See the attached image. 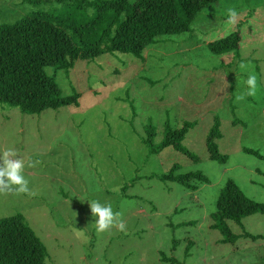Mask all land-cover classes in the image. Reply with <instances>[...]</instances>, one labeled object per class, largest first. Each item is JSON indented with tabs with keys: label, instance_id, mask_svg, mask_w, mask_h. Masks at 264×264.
Returning a JSON list of instances; mask_svg holds the SVG:
<instances>
[{
	"label": "rangeland",
	"instance_id": "374dc122",
	"mask_svg": "<svg viewBox=\"0 0 264 264\" xmlns=\"http://www.w3.org/2000/svg\"><path fill=\"white\" fill-rule=\"evenodd\" d=\"M49 4L0 0V23H11ZM235 8L237 22L228 24ZM237 29L236 50L212 53L207 43ZM130 54L103 53L77 60L67 71L46 66L62 95L77 91L76 106L20 112L0 103V152L15 148L25 159L24 175L35 195L0 194V217L20 213L46 251L44 264H264V212L236 224L232 242L210 227L209 213L225 180L264 204V0H216L203 7L188 30L159 35ZM249 74L255 96L241 101ZM136 110L132 124L126 100ZM216 119L217 149L224 162L209 160L205 137ZM146 120L157 143L171 127L193 121L181 145L147 154L140 139ZM39 161L28 167L27 161ZM199 170L207 178L188 189L156 175ZM111 203L126 231L98 232L89 202Z\"/></svg>",
	"mask_w": 264,
	"mask_h": 264
},
{
	"label": "trees",
	"instance_id": "16d2710c",
	"mask_svg": "<svg viewBox=\"0 0 264 264\" xmlns=\"http://www.w3.org/2000/svg\"><path fill=\"white\" fill-rule=\"evenodd\" d=\"M32 4H49L46 10L35 9L11 23H0V103L16 107L26 114H37L44 109L64 105L76 106L79 93L62 95L54 74L44 71H67L77 60L87 62L103 53L130 54L142 59V50L155 43L159 35H171L188 30L194 16L216 0H29ZM240 40L237 29L207 43L212 53L236 50ZM132 124L136 116L133 100L125 99ZM193 121H183L171 127L166 120L162 137L154 143L155 127L146 120L140 141L147 154L157 153L171 146L191 160L197 157L181 145V140ZM214 119L205 137L207 158L224 162L226 157L217 149L219 137ZM244 152L264 158L257 151ZM175 165L156 175L160 180L179 183L195 189V183L207 178L199 170L175 173ZM255 212H264V204L242 193L227 179L220 186L214 210L208 215L210 227L222 235L221 241L232 242V233L226 221L240 223V219ZM250 238L264 235H249ZM44 246L20 213L0 217V264H44Z\"/></svg>",
	"mask_w": 264,
	"mask_h": 264
},
{
	"label": "clouds",
	"instance_id": "9594fccd",
	"mask_svg": "<svg viewBox=\"0 0 264 264\" xmlns=\"http://www.w3.org/2000/svg\"><path fill=\"white\" fill-rule=\"evenodd\" d=\"M227 23L237 22L238 12L235 8L227 10ZM247 91L236 95V100L241 101L246 96H255L257 91V78L254 74H249L247 80ZM39 161H27L28 167H35ZM26 161L15 148H9L0 152V194H28L35 195L29 187V180L24 172ZM91 215L95 217L96 230L105 232L113 227L120 231H126V222L122 219V213L114 211L111 203H101L97 200L89 202Z\"/></svg>",
	"mask_w": 264,
	"mask_h": 264
}]
</instances>
